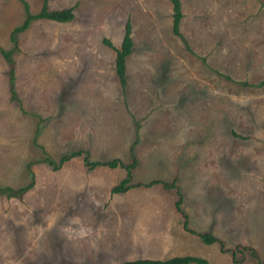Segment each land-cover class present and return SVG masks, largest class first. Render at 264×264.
<instances>
[{"label": "rangeland", "instance_id": "obj_1", "mask_svg": "<svg viewBox=\"0 0 264 264\" xmlns=\"http://www.w3.org/2000/svg\"><path fill=\"white\" fill-rule=\"evenodd\" d=\"M26 1L32 13L44 3ZM182 2L180 31L193 52L173 32L169 0H48L51 10L74 5L73 19L32 20L17 44L10 34L25 5L0 0V47L13 51L19 99L0 51V188L28 185L30 163L35 176L20 197L0 194V264L187 254L264 264V0ZM127 21L134 45L123 87L104 41L120 47ZM193 80L212 93L197 99ZM81 150L91 161L135 157L133 183L176 188L112 194L126 175L120 166L91 170L85 153L57 170L40 162Z\"/></svg>", "mask_w": 264, "mask_h": 264}, {"label": "trees", "instance_id": "obj_2", "mask_svg": "<svg viewBox=\"0 0 264 264\" xmlns=\"http://www.w3.org/2000/svg\"><path fill=\"white\" fill-rule=\"evenodd\" d=\"M24 5H25V10H26V18H24V22L21 26L16 27L12 33L10 34V40L14 43H18V38H17V33H20L31 25L32 20L35 19H47V20H52L56 22H68L71 19H73V16L75 15L74 10L75 6H69L66 8L62 9H56V10H51L48 6V0H44L43 6L41 10L38 13H32L30 10L29 3L26 0H22ZM172 3V16H173V32L182 37L181 31H180V23L181 19L183 18V11L181 10L182 7V2L181 0H169ZM132 31H131V26L130 22L127 21L125 25V30H124V37L122 40V44L120 47H115L109 40H105L104 42L108 45H110L114 51L116 52V72L117 75L119 76L121 85L124 87L126 85L127 79H126V71H127V66H126V61L127 57L132 53V48H133V38H132ZM183 39V37H182ZM184 42L187 44V47L190 48L188 42L183 39ZM0 51L2 55L5 57L7 62L11 64V70L9 72L11 83H10V92H11V98L19 100L16 97V92L14 90V62L12 59V50H5L0 47ZM227 79H230V77L224 75ZM236 136H240L239 134L235 133ZM85 153L84 157V162L86 166L89 169H94L97 166H107L110 168H116L120 166L126 171V175L123 179L119 181L118 184L114 185L113 188L111 189L112 194H117V193H124L130 190L131 188L135 187H150L153 186L154 184H159L162 183L166 188H172L175 187L174 184H170L165 182L164 180H152L148 183H133V167L136 165V158L133 157V162L126 164L124 163L121 159L116 158L114 160H108V161H91L89 158V152L88 151H75L71 153L70 155H63L60 158L59 163H57L50 155H47L44 157L40 162L47 163L50 166H52L53 169L57 170L59 169L66 161L70 160L71 158L75 156H80ZM33 163H30L28 165L29 171L32 173V181L23 187H20L18 189H14L12 187H6V188H0V194L8 193V196H16L20 197L22 194L33 188L35 184V176L34 172L31 169ZM176 188V187H175ZM183 202V197L180 193L178 200L176 201V206L179 210H181V204ZM187 217V215H186ZM187 224V222L185 223ZM185 229L188 232H191L192 234H196L200 236V238L207 244H212L216 241H219L220 244H223L220 239L217 237L209 234V233H201V232H196L190 228H188L187 225H185ZM254 254V252H253ZM120 264H212L209 259L199 256V255H192V254H187V255H176L172 257H168L165 259L161 258H150V257H140L137 259H131V260H125Z\"/></svg>", "mask_w": 264, "mask_h": 264}, {"label": "crops", "instance_id": "obj_3", "mask_svg": "<svg viewBox=\"0 0 264 264\" xmlns=\"http://www.w3.org/2000/svg\"><path fill=\"white\" fill-rule=\"evenodd\" d=\"M181 2H182V0H181ZM182 7H183V2H182ZM181 7V8H182ZM184 13H183V20H184ZM173 18V17H172ZM181 19V23H180V27H181V24H182V22H183V20ZM189 44V43H188ZM190 46V45H189ZM188 48V47H187ZM214 47H211V49H213ZM189 50H191V47L190 48H188ZM217 49L215 48V51H216ZM190 52H193L192 50L190 51ZM222 56V55H221ZM220 56V60L221 59H223V56L221 57ZM218 74H224V72H222V71H220V70H217L216 71ZM224 75H226V76H228L229 77V75L228 74H224ZM228 82L230 81V82H232V79L230 78V80H227ZM212 83H214V84H216L217 86L219 85L218 83H215L214 81H212ZM241 83H243L244 85H249V83L245 80V81H242ZM210 84V83H209ZM240 84V83H239ZM192 87V89H193V91H191V92H193L194 93V95H195V97L198 99V98H200L201 96H205V95H208V93H212V90L210 89V86H208V84H207V81H195V80H193L192 81V85H191ZM200 92H202L201 94H200ZM190 94V93H189ZM189 94H186V97H185V99L187 100L188 99V96H189ZM186 103V102H185ZM213 124H216L215 122H213ZM211 127H213L212 125H211ZM233 134L235 135V133L233 132ZM238 134V133H237ZM133 170H134V168H133ZM150 182V181H149ZM148 183V182H147ZM168 214H171L170 213V211L169 212H167ZM167 213H163L162 214V216H165V217H168L167 215ZM157 215H159V214H157ZM165 221L166 220H163V222L165 223ZM132 245H135L133 242L131 243Z\"/></svg>", "mask_w": 264, "mask_h": 264}]
</instances>
